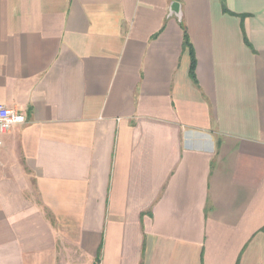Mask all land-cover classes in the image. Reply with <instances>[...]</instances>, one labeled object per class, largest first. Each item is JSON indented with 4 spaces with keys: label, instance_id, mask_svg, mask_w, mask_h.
<instances>
[{
    "label": "crops",
    "instance_id": "1",
    "mask_svg": "<svg viewBox=\"0 0 264 264\" xmlns=\"http://www.w3.org/2000/svg\"><path fill=\"white\" fill-rule=\"evenodd\" d=\"M0 105V264H264V0H0Z\"/></svg>",
    "mask_w": 264,
    "mask_h": 264
},
{
    "label": "built area",
    "instance_id": "2",
    "mask_svg": "<svg viewBox=\"0 0 264 264\" xmlns=\"http://www.w3.org/2000/svg\"><path fill=\"white\" fill-rule=\"evenodd\" d=\"M24 123L25 118L18 110L0 105V135L7 134ZM1 146L2 141L0 139V148Z\"/></svg>",
    "mask_w": 264,
    "mask_h": 264
},
{
    "label": "trees",
    "instance_id": "3",
    "mask_svg": "<svg viewBox=\"0 0 264 264\" xmlns=\"http://www.w3.org/2000/svg\"><path fill=\"white\" fill-rule=\"evenodd\" d=\"M221 7H222V11L224 13H228L227 9L225 8L224 2L221 1ZM184 47L188 48L189 50H191L190 48V44L189 41L187 39V35L186 33H184V42H183ZM193 70H194V62H193V56L191 55V66H190V77L193 78Z\"/></svg>",
    "mask_w": 264,
    "mask_h": 264
},
{
    "label": "water",
    "instance_id": "4",
    "mask_svg": "<svg viewBox=\"0 0 264 264\" xmlns=\"http://www.w3.org/2000/svg\"><path fill=\"white\" fill-rule=\"evenodd\" d=\"M169 14L174 15L176 18H178V20L181 19V9L178 2L174 1L170 4Z\"/></svg>",
    "mask_w": 264,
    "mask_h": 264
}]
</instances>
